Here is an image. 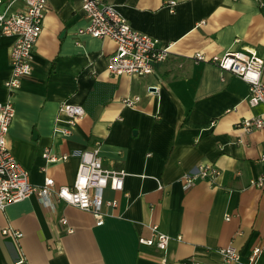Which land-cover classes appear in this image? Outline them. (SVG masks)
<instances>
[{"label":"crops","instance_id":"0c3cea01","mask_svg":"<svg viewBox=\"0 0 264 264\" xmlns=\"http://www.w3.org/2000/svg\"><path fill=\"white\" fill-rule=\"evenodd\" d=\"M102 1L157 45H169L151 73L110 74L114 41L79 31L86 24L82 0H48L31 72L12 96L4 81L14 36L0 34V101L13 102L7 142L30 182L51 176L70 184L77 158L51 162L42 151L61 155L98 141L102 164L127 172L123 188H104L103 197L116 204L103 206L101 224L54 198L44 204L31 195L6 205L0 264H179L190 256L227 264L215 248L230 242L246 260L264 240V182L250 183L264 176V125L244 130L236 123L264 113V105L247 103L248 84L239 76L192 54L252 49L263 59L264 81V0H175L172 9L166 0ZM22 5L13 0L9 10ZM133 95L135 105L123 103ZM63 101L80 104L84 115L69 123L58 112ZM198 164L220 169L214 183L181 180ZM151 224L172 237L165 250L139 243ZM5 227L22 235H4Z\"/></svg>","mask_w":264,"mask_h":264},{"label":"built area","instance_id":"2783aa9c","mask_svg":"<svg viewBox=\"0 0 264 264\" xmlns=\"http://www.w3.org/2000/svg\"><path fill=\"white\" fill-rule=\"evenodd\" d=\"M13 0H0V34L12 35L14 40L10 46V75L4 81L9 95L18 90L23 77L32 69L33 48L43 25V18L48 0H21L22 7L10 11ZM175 0H166L170 9ZM81 9L86 17V24L79 29L93 37H110L115 44L113 52L107 59V70L110 74H129L143 76L154 70V65L163 61L169 51V45H157V39L131 27L125 18L111 4L102 0H82ZM195 61H207L220 70L239 76L248 84L247 103L250 106L264 105V81L261 73L263 59L252 49H228L220 54L206 56L196 51L192 54ZM139 96L125 97L126 105H135ZM58 112L64 114L69 123H74L84 115L80 104L63 101ZM14 117V106L11 99L0 101V209L6 205L35 195L44 204L52 199L61 200L80 209L91 212L96 224H101L107 215L103 206L112 207L115 199L103 197V190L109 187L122 190L126 171L123 168L105 167L100 156V142L92 147L73 150L70 153L56 155L48 148L41 153L47 161L65 160L69 156L77 158V167L70 184H59L51 176H45L40 184L29 180L28 171L16 160L7 142V133ZM237 126L244 130L259 128L264 125V113L240 119ZM64 134L68 128L61 130ZM264 158V156H262ZM220 175V169L213 164H198L191 170L181 174V180L190 185L198 179H206L214 183ZM264 176L250 179V183L261 187ZM161 187L160 183L158 184ZM228 219V215L225 216ZM65 222L66 219H60ZM148 237L138 236L141 244L153 245L165 250L172 238L159 230L156 224L149 225ZM71 230V229H69ZM4 235L20 237L22 233L12 227L1 230ZM180 239L179 237H176ZM227 264H264L261 254L264 251V240L250 250L246 260H241L238 248L232 243L215 248ZM164 261V259H163ZM199 261L190 256L179 264H198Z\"/></svg>","mask_w":264,"mask_h":264}]
</instances>
